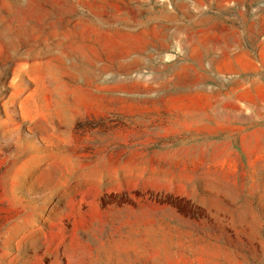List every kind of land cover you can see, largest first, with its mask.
<instances>
[{
    "label": "rangeland",
    "instance_id": "rangeland-1",
    "mask_svg": "<svg viewBox=\"0 0 264 264\" xmlns=\"http://www.w3.org/2000/svg\"><path fill=\"white\" fill-rule=\"evenodd\" d=\"M0 264H264V0H0Z\"/></svg>",
    "mask_w": 264,
    "mask_h": 264
}]
</instances>
